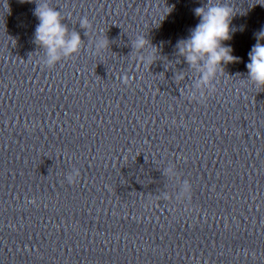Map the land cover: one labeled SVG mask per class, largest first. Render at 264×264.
Listing matches in <instances>:
<instances>
[{
  "label": "water",
  "instance_id": "1",
  "mask_svg": "<svg viewBox=\"0 0 264 264\" xmlns=\"http://www.w3.org/2000/svg\"><path fill=\"white\" fill-rule=\"evenodd\" d=\"M48 2L84 41L51 68L34 0H0V264H264V89L246 68L264 0H213L239 59L202 97L176 45L207 0Z\"/></svg>",
  "mask_w": 264,
  "mask_h": 264
},
{
  "label": "clouds",
  "instance_id": "2",
  "mask_svg": "<svg viewBox=\"0 0 264 264\" xmlns=\"http://www.w3.org/2000/svg\"><path fill=\"white\" fill-rule=\"evenodd\" d=\"M33 2V0H30ZM36 7L33 15L39 23L35 28L34 42L43 51L42 62L45 66L54 67L62 59L69 58L79 53L84 45L81 35L76 30H69L63 22L65 17L60 10L50 6L48 0H34ZM194 14L199 18V23L192 29L186 39L177 42V55L183 57L189 68L198 73L195 88L200 91L201 97L204 90L212 86L218 71L224 69L223 65L236 62L239 58L232 55L231 46H225L224 41L232 38L231 21L235 16L233 8L226 3H214L207 0L204 6L194 9ZM82 29L91 28L87 17L79 20ZM264 31L257 34V43L249 52L250 62L247 63L248 78L257 88L264 89ZM110 46L107 36L99 37L94 41L95 54L101 53ZM133 53H140L138 61L151 66L155 61L157 48L153 46L144 35H138L131 41ZM151 48L147 55L144 50ZM130 54V55H131ZM177 81L185 79L184 73L175 75ZM125 82H127L125 80ZM195 98V93H193ZM175 174L174 168L165 169V175ZM79 176V170L73 168L66 176L69 183H73ZM191 193V184L183 180L176 198L182 199ZM167 194L165 199H167ZM35 201H29L34 203Z\"/></svg>",
  "mask_w": 264,
  "mask_h": 264
}]
</instances>
